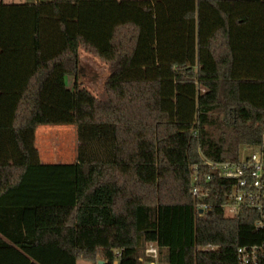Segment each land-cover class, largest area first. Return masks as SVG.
I'll return each mask as SVG.
<instances>
[{"label":"trees","instance_id":"trees-1","mask_svg":"<svg viewBox=\"0 0 264 264\" xmlns=\"http://www.w3.org/2000/svg\"><path fill=\"white\" fill-rule=\"evenodd\" d=\"M82 47L110 67L104 100ZM45 125L77 126L74 163H41ZM263 133L264 0H0V264H150L149 243L159 264H238L264 231L225 218L219 179L200 216L193 167Z\"/></svg>","mask_w":264,"mask_h":264},{"label":"built area","instance_id":"built-area-1","mask_svg":"<svg viewBox=\"0 0 264 264\" xmlns=\"http://www.w3.org/2000/svg\"><path fill=\"white\" fill-rule=\"evenodd\" d=\"M203 169L208 172L204 176ZM219 179L227 183L222 210L225 218L237 219L245 213L255 216V228L264 231V133L261 142L246 146L237 161H214L201 153V163L193 167L192 195L199 199L200 216L209 214L213 205L211 183ZM150 264H159L158 248L146 247ZM238 264H264V245L243 246L237 250Z\"/></svg>","mask_w":264,"mask_h":264},{"label":"rangeland","instance_id":"rangeland-1","mask_svg":"<svg viewBox=\"0 0 264 264\" xmlns=\"http://www.w3.org/2000/svg\"><path fill=\"white\" fill-rule=\"evenodd\" d=\"M111 74L108 64L103 62L94 53L82 47L79 52V74L77 82L80 86L86 88L89 92L99 99H106L104 91L105 83ZM75 79L73 77L66 78V85L69 89H73ZM138 102V101H137ZM131 108V106H128ZM36 146L41 152L47 150L48 154L53 156H62L60 162L72 163L77 156V126H39L37 128ZM65 156L66 158L65 160ZM43 158V157H42ZM73 158V160H72ZM45 160H43L44 162ZM79 264H94L85 260H80Z\"/></svg>","mask_w":264,"mask_h":264},{"label":"crops","instance_id":"crops-1","mask_svg":"<svg viewBox=\"0 0 264 264\" xmlns=\"http://www.w3.org/2000/svg\"><path fill=\"white\" fill-rule=\"evenodd\" d=\"M4 3H6V4H27V3H36V2H41V1H49V0H2ZM111 75V74H110ZM109 75V76H110ZM46 126V125H45ZM37 137H38V135H37V132H36V139H37ZM37 147V146H36ZM77 148H78V145H77ZM37 149H38V151H39V154H40V160H41V163L42 164H72V163H74L75 161H76V158H77V156H76V158L73 160V158H72V160L74 161V162H72V163H63V162H60L61 160H59V158H63V155L62 156H59V158H58V156L56 155V156H53V157H51L49 154H48V152H47V150H45V151H43V152H41L40 150H39V148L37 147ZM43 157V158H42ZM66 158H68L67 156H65V160H66ZM43 160H45L44 162H43ZM67 161V160H66ZM77 264H79V261H78V263Z\"/></svg>","mask_w":264,"mask_h":264},{"label":"water","instance_id":"water-1","mask_svg":"<svg viewBox=\"0 0 264 264\" xmlns=\"http://www.w3.org/2000/svg\"><path fill=\"white\" fill-rule=\"evenodd\" d=\"M99 264H105L103 261H100Z\"/></svg>","mask_w":264,"mask_h":264}]
</instances>
